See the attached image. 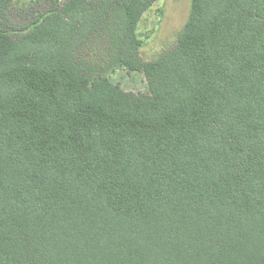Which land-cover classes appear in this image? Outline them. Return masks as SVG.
<instances>
[{
  "label": "trees",
  "instance_id": "obj_1",
  "mask_svg": "<svg viewBox=\"0 0 264 264\" xmlns=\"http://www.w3.org/2000/svg\"><path fill=\"white\" fill-rule=\"evenodd\" d=\"M0 0V264H264V0ZM112 58V59H111ZM105 67L140 71L126 91ZM109 73V72H107Z\"/></svg>",
  "mask_w": 264,
  "mask_h": 264
},
{
  "label": "rangeland",
  "instance_id": "obj_2",
  "mask_svg": "<svg viewBox=\"0 0 264 264\" xmlns=\"http://www.w3.org/2000/svg\"><path fill=\"white\" fill-rule=\"evenodd\" d=\"M48 4L40 0H14L7 22L14 25L23 24ZM189 6L190 0H157L142 14L136 33L141 40L139 54L144 62L154 61L160 54L175 46L187 19ZM111 68L108 70H105V67L97 68L89 73V76L94 78L108 74L111 81L126 91L134 93L146 91L147 84L142 72L114 67L115 71L111 73Z\"/></svg>",
  "mask_w": 264,
  "mask_h": 264
}]
</instances>
